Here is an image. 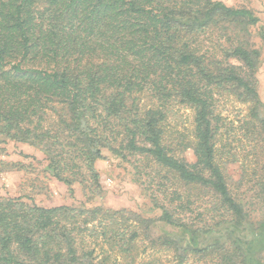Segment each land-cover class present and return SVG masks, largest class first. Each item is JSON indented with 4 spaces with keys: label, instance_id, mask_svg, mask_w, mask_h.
Here are the masks:
<instances>
[{
    "label": "trees",
    "instance_id": "1",
    "mask_svg": "<svg viewBox=\"0 0 264 264\" xmlns=\"http://www.w3.org/2000/svg\"><path fill=\"white\" fill-rule=\"evenodd\" d=\"M258 22L213 0H0V146L35 148L87 201L101 194L95 164L107 151L144 178L157 220L181 233L154 239V222L125 209L0 196V264H157L139 260L156 245L177 246L181 261L197 252L264 264V218L235 196L217 146L231 99L247 106L240 126L264 155L259 52L241 38ZM258 186L264 209V178Z\"/></svg>",
    "mask_w": 264,
    "mask_h": 264
},
{
    "label": "rangeland",
    "instance_id": "2",
    "mask_svg": "<svg viewBox=\"0 0 264 264\" xmlns=\"http://www.w3.org/2000/svg\"><path fill=\"white\" fill-rule=\"evenodd\" d=\"M233 8H245L253 12L259 22L248 27L241 33L242 40L259 52L256 80L259 99L264 103V0H213ZM223 116L227 117L226 124L220 136L218 156L228 161L224 172L229 186L235 196L240 199L254 221L264 218V209L259 201L262 197L258 184L264 178V155L257 153L255 143L247 137L241 128L246 105L227 100L221 104ZM182 113V132L186 137L191 136V113ZM3 148V149H1ZM104 161H97L95 166L100 176L101 194L87 201L81 187L77 184L69 191L67 186L54 180L46 169L43 155L26 144L6 143L0 146V196L22 198L27 203H35L42 207L53 206H102L111 210L125 209L137 213L154 222L151 235L154 239L180 237V229L160 223L157 219L159 210L152 209L147 197L144 178L139 180L135 171L126 162L103 151ZM182 157L187 162H193L191 150H186ZM243 167L247 170L240 180ZM138 179V180H137ZM72 192V193H71ZM177 246L164 248L156 245L155 249L141 254L142 262L154 260L157 264H220L213 256H202L201 253L190 252L183 260L179 259ZM264 263V250L256 255Z\"/></svg>",
    "mask_w": 264,
    "mask_h": 264
}]
</instances>
